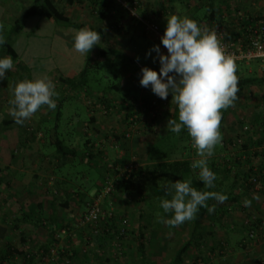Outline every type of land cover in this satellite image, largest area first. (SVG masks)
<instances>
[{"label": "rangeland", "instance_id": "374dc122", "mask_svg": "<svg viewBox=\"0 0 264 264\" xmlns=\"http://www.w3.org/2000/svg\"><path fill=\"white\" fill-rule=\"evenodd\" d=\"M53 1L82 28L101 35L96 46L121 52L136 63L123 56L102 57L97 48H92L85 53L92 65L89 92L66 94L59 77L76 75L86 66L85 54L72 46L79 29L39 16L22 18L23 29L13 38L18 57L12 58L14 67L0 80V253L7 245L22 250L25 257L17 258L19 264H29L26 255H32V264H143L135 244L142 227L147 252L153 248L158 251V243L169 239L170 254L171 249L180 246L181 235L178 228L170 231L161 222L167 213L160 208V201L168 198L167 188L173 181L160 184L165 192L162 196H155L151 190L140 196L120 192L121 176L134 162L135 169L177 160L194 164L200 156L186 129L182 128L179 134L167 130L170 119L178 120L172 95L159 98L140 85L141 73L134 71L135 66H140L159 72L158 60L152 59L156 53L152 57H146V53L154 45H163L147 23L155 24L162 34L170 15L188 17L201 26L208 23L197 21L205 9H197L198 0H183L180 5L168 0H108L109 7L99 14L90 0H78L73 5L68 0ZM32 2L0 0V37L5 40L15 20ZM236 13L244 15L245 11L239 8ZM4 56L10 55L0 45V57ZM236 75L238 79L258 80L239 90L233 104L221 110L220 141L213 155L207 157L208 167L212 157L217 162L221 152L229 149L232 157L240 156L244 162L241 145L234 143L243 135L245 126L255 123L253 141L264 140V72L252 64L236 67ZM44 76L55 85L56 108L44 105L22 125L17 124L11 114L13 87L21 80ZM135 76L138 80L133 84L131 78ZM99 100L106 104V110L100 103L94 105ZM59 103L63 107L55 136ZM146 104L156 108L155 120L149 117ZM56 138L76 149L77 157L58 156ZM221 143L228 144L224 145L226 149ZM263 146H257L259 151H263ZM106 181L115 185L109 195H103ZM99 199L98 223L84 225L90 205ZM24 214L30 218H24ZM107 229L115 234L107 237ZM163 257L159 264H165ZM165 258L169 259V255Z\"/></svg>", "mask_w": 264, "mask_h": 264}, {"label": "clouds", "instance_id": "9594fccd", "mask_svg": "<svg viewBox=\"0 0 264 264\" xmlns=\"http://www.w3.org/2000/svg\"><path fill=\"white\" fill-rule=\"evenodd\" d=\"M166 21L160 41L167 52H162L160 45H154L146 53V57L156 53L152 59L153 62L158 60L159 72L143 67L139 83L142 87L150 88L161 99L172 95V101L178 108V120L170 119L167 130L176 134L182 128L187 130L192 147L201 157L191 167L200 169L201 182L211 188L215 173L207 166L206 157L213 155L214 147L220 141L221 110L230 107L237 98L236 64L224 52L215 31L202 29L188 17L170 15ZM100 40L101 35L96 30L84 27L76 31L72 46L83 55ZM3 43L5 41L0 37V45ZM13 67L12 57H0V80ZM57 95L54 83L46 76L17 82L10 101L15 122L22 125L44 105L55 109L53 98ZM167 194L171 199H161L160 208L165 213L171 212L172 216L160 219L173 227L194 219L200 207L213 212L215 205L209 207L206 203L209 199H215L218 203L227 199L220 192L198 191L187 180L170 182ZM243 203L247 206L250 202L245 200Z\"/></svg>", "mask_w": 264, "mask_h": 264}, {"label": "crops", "instance_id": "0c3cea01", "mask_svg": "<svg viewBox=\"0 0 264 264\" xmlns=\"http://www.w3.org/2000/svg\"><path fill=\"white\" fill-rule=\"evenodd\" d=\"M198 2V5L196 4L197 8L200 10L205 9V14L202 17L213 12V15L217 17L214 20L233 38H237L239 29L237 9L240 8L245 11V16L262 17L264 15L263 0H201ZM233 16L236 18L233 19ZM160 47L161 51L166 53V49ZM137 80L136 76L131 78L133 84ZM70 115H73V112ZM228 151L221 152L222 155L217 162H214V157L211 158L213 161L209 169L215 173L213 187H206L201 182L200 177H196L197 180H194V182L189 180L191 187L196 190L220 192L225 194L227 199L222 205L213 204L215 205L213 212L209 213L208 209L206 210L204 217L200 220L202 225L198 236L201 237L193 242L188 251L183 254L182 261L179 264H195L196 260L198 261L197 264L264 263V239H260L261 236L264 237V233H261L260 236L258 234L259 231L264 232V180L262 177V185L253 187L248 180V182L246 181L248 177L244 173L247 171L245 163L239 158L231 157L230 152H232V149ZM236 155L238 154H234V156ZM200 159L201 157L195 158L194 163ZM209 165L207 161V166ZM225 167L229 169V172H225ZM199 171L200 169L197 168L196 173L198 175ZM245 200L250 202L247 206L243 203ZM165 216V219H169L172 213L169 212ZM195 217L175 227L165 224V227L169 228L170 231L176 228L179 229L181 235L180 246L171 249L169 254V239H164L163 242L158 243V251H155V248L149 250L148 257L151 264H159L162 256H164L165 264H174L177 253L185 243L191 240ZM260 223L262 224L258 229L259 231L256 232V237L254 239L248 238L247 229L257 228L256 225ZM167 254L169 259L165 258Z\"/></svg>", "mask_w": 264, "mask_h": 264}, {"label": "trees", "instance_id": "16d2710c", "mask_svg": "<svg viewBox=\"0 0 264 264\" xmlns=\"http://www.w3.org/2000/svg\"><path fill=\"white\" fill-rule=\"evenodd\" d=\"M79 1H81V0H79ZM198 1H201V0H198ZM77 2H78V0H68V3L71 5H73ZM168 2L172 3V4L173 3L182 4L183 0H168ZM90 3L95 6V11L99 14L104 13L105 10H107V8L109 7L108 6V0H90ZM130 5H132V4H130ZM197 9H199V8H197ZM34 16L43 17V18H46L50 21H54L55 23L62 24L64 26L71 27V28L81 29L83 27V25H80V24L76 23L75 21H73L72 19H70L61 9H59L56 6V4L54 3L53 0H33L32 4L27 8V10L24 12L22 17L15 20L13 26L11 27L10 33L6 36V38L4 40L5 43H3L1 45L2 50H5L14 59H16L18 57V53L16 51V48L14 47L15 41L13 38H14V36H17L23 29L22 18H30V17H34ZM143 16H145V15L143 14ZM216 18L217 17H215L213 15V12H212V14L205 15L202 18L198 19L197 21L200 22L203 20V21L209 23L210 21H213ZM262 18H264V17H262ZM142 20H144V19L142 18ZM204 24L205 23L201 24L202 28H204ZM93 48H97L99 50L100 56H102V57H105L106 55L111 54V55L116 56V57L123 56L124 58L128 59L129 61L135 62L134 59H132V57L124 55L121 52L108 50L105 48H100L96 45ZM85 56H86L85 57L86 58V66L82 70H80L78 74L59 77V81L61 82V85L66 86V89H65L66 94H71V93L77 94L80 91H84L85 93L89 92V87H90L89 72H90V69H92V67H91L92 65H91V61H90V56L88 54H85ZM135 68H136L134 71L135 73H137V74L141 73L142 68L140 66H135ZM257 80H258L257 78L238 79V89L241 90V89L249 88L255 82H257ZM113 88L117 89V91H120L118 87L113 86ZM65 99H67V97L63 98V100H65ZM117 99H119V97ZM96 103H100L99 105L103 106L104 110H106V107H107L106 104H104L103 102L101 103L100 100H99V102L96 101L94 103V105H96ZM145 106H147V112H148L149 117L151 119L155 120L157 115L152 117V115L149 112V107L152 106L154 108L155 112H156V108L150 104H146ZM62 107H63V103L62 104L59 103L57 106V123L55 124V128H54L55 136L58 135V131H59L58 130V128H59L58 118L61 114ZM133 116H136V115L133 114ZM131 121H132V119H131ZM262 124H264V121L262 122ZM246 127H248L249 130L246 133L243 131V135L241 137L244 138V143L241 145V149H243L242 150V153H243L242 159L244 156L246 157L245 159H243L244 160L243 163H245V165L247 166V171L244 173H245V176L248 177V179L246 178V181L247 180L249 181V179L251 178V175L254 172L252 165L255 164V163L251 162V160L253 161V159H254V161H257L256 164H258L261 171H263V168H264V146H263L264 140L262 142L260 141V143L253 141L254 137H255L253 135V129H255V127H257L255 125V123H252L251 127H249V126H246ZM125 136H128V134ZM262 138L264 139V137H262ZM249 141H250V143H248ZM55 145L57 147L56 153L58 154V156L65 157V158H67V157L76 158L77 157L76 149H74L73 147L67 146L59 138L55 139ZM225 146H222V147H225ZM257 146H259L260 148L263 146V151H259V148H257ZM252 148L253 149L255 148L254 149L255 151L254 150L252 151ZM249 151H251V154H253V156L249 155L250 154ZM245 153H247L248 156H246ZM255 157H258V159L255 160ZM238 158L241 160L240 156ZM248 158H249V160H247ZM135 164H137V163L134 162L133 166H135ZM191 165L192 164L190 163V161L177 160V161H172V162L168 161V162L155 163V164L148 165L145 167H140V168L137 167L136 169L134 167L133 169H130V170L129 169L127 170V168H126V170L123 172V174L121 176V181L119 183V186L118 185L117 186H118L120 192L122 191V192L128 193V194H136V195L144 196L149 190H151V192H153V194L155 196H162L165 194V192H164V188L160 184H166L168 181L176 182L179 180H187V181L192 180V182H194V180H197L196 177H199V175L196 173L197 172L196 169L191 167ZM116 170L120 171V169H118V168ZM224 170H225V172H229V169H227L226 167ZM258 173H259V171H258ZM262 177H263L262 179L264 180V175ZM262 179L260 181V186L262 185V181H263ZM106 182H108V181H106ZM263 183H264V181H263ZM113 186H115V185H113ZM107 195H109V194H107ZM170 198H171V196L168 195L167 199H170ZM206 203L209 207H212L213 204L222 205V203H218L215 199H209ZM206 210H207V208L200 207L198 212L196 213L195 225L193 228V234L190 238L191 240L189 242L185 243V245H183L181 250L177 253L176 258L174 260V264H179L182 261L181 259H182L183 254L188 251V249L193 244V242H196L198 240V238L201 237V236L200 237L198 236L199 230H200L201 225H202L200 220L204 217ZM24 218H30V217L28 214H24ZM258 229L259 228H252V227L250 229H247L248 230L247 231L248 232V234H247L248 238H250V234L252 231H255V236H256L257 235L256 232ZM111 230H114V229H111ZM143 231L144 230L142 229V227H140L138 234H137V238H136V246H137V250L139 251V253L141 255L142 263L143 264H151V261L149 260V257H148L147 248H146V240H145L146 236H145ZM106 232H107V237L108 236L112 237L111 235L115 234V232L111 233L110 229H108ZM260 232L261 231H259L258 234H260ZM116 233L118 234V236H120V234L117 232V230H116ZM121 236H123V234H121ZM20 256H22L21 260H23L25 257L22 250L13 248L12 245H7L6 249L2 253H0V264H12L13 262L15 264H17L18 263V262L16 263L17 258H19ZM26 257L28 258V262H26V263L32 264L33 263L32 255H26ZM197 263H198V261L196 260L195 264H197Z\"/></svg>", "mask_w": 264, "mask_h": 264}, {"label": "built area", "instance_id": "2783aa9c", "mask_svg": "<svg viewBox=\"0 0 264 264\" xmlns=\"http://www.w3.org/2000/svg\"><path fill=\"white\" fill-rule=\"evenodd\" d=\"M133 4L136 5V2H134ZM237 18H239L238 20L239 29L237 31V38H233L230 34L224 32L223 31L224 29L215 20L210 21L207 24H204L203 29H208L210 31L216 32L217 38L221 46L223 47L224 52L233 58L236 67L256 64L264 72V18L245 16L241 13L237 15ZM146 26L149 30L154 31L158 37H161L163 35L162 33L159 32V29L155 24L147 23ZM149 112L152 115V117L156 115V112L152 106L149 107ZM248 130L249 128L245 126L244 132L246 133ZM243 143H244V138L240 137L236 140L234 146H240ZM221 145H228V144L221 143ZM245 158L246 157L244 156L243 159ZM254 163L255 164L252 165L254 172L251 175L249 181L253 187H259L261 178L264 175V168L263 171H261L259 165L256 164L257 161H255ZM133 168H134L133 164H130L128 166L129 170ZM112 191H113V185L111 184V182H107L103 191V195H107ZM99 201L100 199L94 201L90 205L83 219L84 225L93 226L98 223V219L100 217V211H101ZM261 224L262 223L257 225L258 226L257 228H259ZM122 234L124 235V230L122 231ZM255 237H256L255 231H252L250 234V238L254 239Z\"/></svg>", "mask_w": 264, "mask_h": 264}]
</instances>
